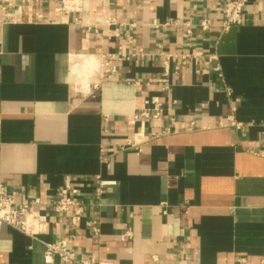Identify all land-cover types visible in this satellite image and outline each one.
<instances>
[{
  "label": "crops",
  "instance_id": "crops-1",
  "mask_svg": "<svg viewBox=\"0 0 264 264\" xmlns=\"http://www.w3.org/2000/svg\"><path fill=\"white\" fill-rule=\"evenodd\" d=\"M225 1L85 0L64 22L58 0H33L0 19V179L41 198L43 240L116 264L264 258V0H245L243 24L219 35ZM110 15L120 36L103 24L85 36L81 18ZM154 95L160 118L130 124ZM135 129L143 145L121 150ZM68 178L86 201L75 225L51 209ZM101 179L117 185L98 196ZM44 251L0 222V264H47Z\"/></svg>",
  "mask_w": 264,
  "mask_h": 264
},
{
  "label": "built area",
  "instance_id": "built-area-1",
  "mask_svg": "<svg viewBox=\"0 0 264 264\" xmlns=\"http://www.w3.org/2000/svg\"><path fill=\"white\" fill-rule=\"evenodd\" d=\"M39 0H34L37 3ZM11 0H0V19L2 23L9 22L18 18V13L21 12L27 3L33 2V0H20L19 3L10 6ZM59 5L55 9L61 16V20L68 21V15L72 12L82 14L84 12L85 0H58ZM244 7L245 0H227L221 6L222 20L217 26V32L219 35L226 33L234 26H239L244 22ZM12 9V11H11ZM102 15V14H101ZM38 17L43 20L50 18L47 15L39 14ZM101 22H89L81 18V24L87 25L86 37H90L91 33H101L100 25L107 26V33L113 34L115 37L120 36L119 27L117 25V19L110 16H102ZM54 21V20H53ZM170 23H159L154 21L153 26L165 27ZM175 26L179 24L173 23ZM182 25L189 26V23ZM199 26L202 29H209L211 24L207 20L200 22ZM91 32V33H90ZM190 32V31H189ZM167 58L168 56L165 55ZM186 59L188 56L183 55ZM211 59H216L217 56L211 55ZM108 67L107 71H111L109 63H105ZM167 64V62H166ZM2 74V67L0 64V80ZM169 89L168 85L163 86L162 90ZM163 101L160 96H149L144 101V106L138 108L132 116L128 119L130 124H136L141 120H156L160 118L162 114ZM232 125L239 127V123L234 116L229 118ZM2 124V117L0 114V129ZM153 136H159L164 134L161 132H152ZM145 134L143 130L135 129L133 136L126 139L125 144L121 147V150H134L137 151L143 145ZM115 180H103L101 179L98 187L95 189V193L99 196L103 194L107 188L116 186ZM17 195L21 198L18 199ZM41 205V198L39 196H29L26 193L18 194L15 191L9 190L8 186L0 179V222L7 226L22 232L29 236L33 240H38L45 246L44 260L47 264H52L55 258H58L63 264H116L109 259H100L95 257L83 256L75 248H70L68 240L66 238H60L53 241H45L42 236L47 234L49 226V213L39 209ZM51 209L58 215H70L71 221L75 225L78 218L83 214L86 209V201L82 197L80 188L74 185L73 180L68 178L65 183L58 189L54 201L51 204ZM87 226L92 231L99 235L101 230L99 227L93 226L92 221L87 222ZM123 238H132L133 233L131 229H128L122 236ZM154 264H159V257L157 255L152 256ZM233 264H249L245 258H239ZM258 264H264V258L260 260Z\"/></svg>",
  "mask_w": 264,
  "mask_h": 264
}]
</instances>
